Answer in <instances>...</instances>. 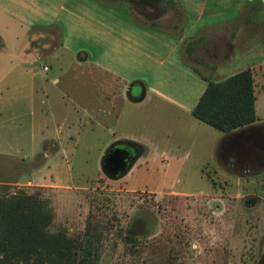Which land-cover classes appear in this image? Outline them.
I'll list each match as a JSON object with an SVG mask.
<instances>
[{"label":"rangeland","instance_id":"1","mask_svg":"<svg viewBox=\"0 0 264 264\" xmlns=\"http://www.w3.org/2000/svg\"><path fill=\"white\" fill-rule=\"evenodd\" d=\"M253 10L264 12V1H256ZM134 16L146 23L151 18L138 12ZM8 31L4 29L0 39V46L7 44L6 51L0 48V88L7 83L12 90L25 91L27 74L21 68L8 70L12 55L21 53L26 40L17 39L12 27ZM201 36L187 38L182 55L209 79L222 80L263 63L254 67L258 124L227 133L217 151L213 139L223 135L221 131L191 114L160 113L147 102L136 111V121L120 125L116 132L135 136L147 129L158 151L167 146L165 153L152 154L119 178L106 175L93 155L87 162L58 161L48 168L38 154L30 162L0 155V182L6 185H0V196L21 189L45 202L52 215L50 234L84 242L94 233L99 239L97 264H264V152L258 136L264 132V46L242 58L231 57L224 36L211 39L216 34L210 31ZM28 38L32 50L46 41L50 45L42 52L58 44L55 33L29 31ZM28 54L22 67L42 68V62ZM49 62L54 71L53 58ZM15 116L1 115L5 121L0 124V142L21 132L22 151L28 154L35 147L41 152L44 145L37 140L32 146L26 143L29 126L16 127L26 118ZM5 144L1 150H6ZM32 171L46 180L33 181Z\"/></svg>","mask_w":264,"mask_h":264},{"label":"crops","instance_id":"2","mask_svg":"<svg viewBox=\"0 0 264 264\" xmlns=\"http://www.w3.org/2000/svg\"><path fill=\"white\" fill-rule=\"evenodd\" d=\"M256 1L264 0H172L146 23L125 4L101 0H0V22L5 25L0 26V39L4 29L9 33L12 27L17 39L26 40L21 53L12 55L8 71L21 68L28 77L25 91L12 90L7 83L0 88V117L9 112L26 118L16 125L29 126L26 143L32 146L37 140L44 145L41 152L31 147L27 154L20 148L25 144L22 133L17 132L12 140L0 142H6L0 155L30 162L38 154L48 168L58 161L87 162L90 155L102 163L110 148L125 143L135 148V166L160 150L165 153L167 146L158 151L147 129L135 136L116 131L136 121V111L147 102L160 113L192 115L207 82L184 60V41L210 31L216 34L211 39L224 36L231 57L262 48L264 12L253 10ZM29 31L55 33L58 44L42 52L50 45L46 41L32 50ZM0 48L6 51L7 44L2 42ZM28 52L42 68L22 67L31 56ZM262 64L248 67L254 92V67ZM3 121L0 118V124ZM222 133L213 139L217 151L226 135ZM31 178L46 180L33 171Z\"/></svg>","mask_w":264,"mask_h":264},{"label":"trees","instance_id":"3","mask_svg":"<svg viewBox=\"0 0 264 264\" xmlns=\"http://www.w3.org/2000/svg\"><path fill=\"white\" fill-rule=\"evenodd\" d=\"M101 1L125 4L134 15L138 12L145 18L159 14L162 6L172 3V0ZM147 9L156 11L148 14ZM199 38L201 34L189 40ZM188 65L207 82L192 110L193 117L226 134L258 124L250 68L214 81L195 65ZM0 185L6 186L5 182ZM51 217L47 204L24 190L3 192L0 196V264H97L99 255L95 243H99V239L94 233L84 242L67 238L63 233L50 234L47 227Z\"/></svg>","mask_w":264,"mask_h":264},{"label":"water","instance_id":"4","mask_svg":"<svg viewBox=\"0 0 264 264\" xmlns=\"http://www.w3.org/2000/svg\"><path fill=\"white\" fill-rule=\"evenodd\" d=\"M129 158L126 147L114 146L108 150L101 163L102 171L111 178H119L132 167L135 159L130 160Z\"/></svg>","mask_w":264,"mask_h":264},{"label":"flooded vegetation","instance_id":"5","mask_svg":"<svg viewBox=\"0 0 264 264\" xmlns=\"http://www.w3.org/2000/svg\"><path fill=\"white\" fill-rule=\"evenodd\" d=\"M264 127V126H263ZM260 135H258L259 136V140H260V148H261V150H260V152L262 153V152H264V132L262 131L261 133H259ZM126 145H129L128 143H125ZM124 146V147H126L127 148V150H128V153H129V159L130 160H133V158H134V151H135V148L134 147H132V146H129V147H127V146ZM260 152H258V153H260ZM264 158V157H263ZM259 160V159H258Z\"/></svg>","mask_w":264,"mask_h":264},{"label":"built area","instance_id":"6","mask_svg":"<svg viewBox=\"0 0 264 264\" xmlns=\"http://www.w3.org/2000/svg\"><path fill=\"white\" fill-rule=\"evenodd\" d=\"M46 69V67H44Z\"/></svg>","mask_w":264,"mask_h":264}]
</instances>
